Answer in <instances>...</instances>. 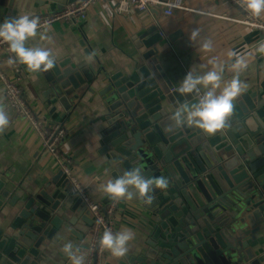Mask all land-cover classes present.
<instances>
[{
  "label": "crops",
  "instance_id": "crops-1",
  "mask_svg": "<svg viewBox=\"0 0 264 264\" xmlns=\"http://www.w3.org/2000/svg\"><path fill=\"white\" fill-rule=\"evenodd\" d=\"M78 1L0 0V23L10 17L51 14ZM185 3L193 11L176 10L169 17L157 7L148 11L132 7L129 14H122L117 9L116 0L111 1V14L104 2H98L89 8L84 22L73 24L61 20L51 24L46 31L38 32L36 37L29 38L26 47L51 50L59 65L88 63L95 70L96 78L79 86V91L73 87L64 91L62 95L69 98V108L68 104L66 106L60 101L62 91H58L60 97L51 95V70L33 73L27 70L26 65L17 63L18 74L8 71L20 84L33 113L49 124L63 123L66 126L68 133L62 143V153L70 159L74 174L90 188L95 200L110 203L113 199L103 188L109 180L119 177L105 149L111 78L116 74L124 76L138 66L151 64L167 78L166 84L173 88L170 92L179 93L180 81L190 70L194 75H204L213 69L209 61H214L217 71L220 67L224 69L222 89L223 83L236 75L230 68L234 58L230 60L228 52L250 53L246 56L248 67L239 73V79L246 84L241 94L251 96L258 93L257 99L264 107V55L255 53L254 49L257 41L264 40V33L238 22L246 19L248 13L225 0H185ZM256 18L264 24V13ZM194 28L200 29L201 37L212 40L213 51L204 52L199 45H190L189 35ZM149 34L154 43L150 50L141 40L142 36ZM157 34L160 39L155 41ZM41 35L47 39H42ZM200 87L202 95L207 89ZM221 89H217V94ZM181 96L190 100L195 94ZM0 107L9 116V124L0 134V182L4 183L0 191V205H3L0 206V230L4 234H12L11 226L17 212L31 198L46 191L53 198L51 202L59 205L57 210L44 205L45 212L63 220L64 224L47 244H40L39 260L45 264H71L63 251L64 244L71 242L74 248L86 245L92 224L88 225L83 220L77 221L75 226L71 224L75 215L72 208L78 205L79 199L69 195V183L60 164L43 149L42 139L31 123L10 109L1 81ZM3 192H8L7 197L2 196ZM36 207H39L38 202L34 204ZM80 208L83 209L82 206ZM118 210L121 211V222L117 232L131 230L134 237L128 242L125 257H113L108 251L104 264H128L130 258L138 255V249L147 248L155 226L152 210L136 197L120 199ZM254 236L249 239L250 247L257 258L264 259V221Z\"/></svg>",
  "mask_w": 264,
  "mask_h": 264
},
{
  "label": "water",
  "instance_id": "water-1",
  "mask_svg": "<svg viewBox=\"0 0 264 264\" xmlns=\"http://www.w3.org/2000/svg\"><path fill=\"white\" fill-rule=\"evenodd\" d=\"M159 39L157 34L154 40ZM141 40L148 50L154 44L150 34ZM51 72V95L57 97L70 87L79 91L97 76L88 63H56ZM165 81L151 64L111 78L105 148L110 164L119 176L140 167L147 177L169 180L166 190L150 193L153 202L146 208L155 215V226L147 248L138 249L128 264H261L264 259L249 243L264 221V107L258 93L240 94L228 126L213 135L194 126L175 127L170 117L176 108L198 99L171 93ZM60 101L70 107L67 96ZM52 200L40 192L17 212L12 234L0 230V264H45L38 247L64 224L45 212L44 205L57 210L59 203ZM82 204L79 199L72 208L73 226L79 220L93 224Z\"/></svg>",
  "mask_w": 264,
  "mask_h": 264
},
{
  "label": "clouds",
  "instance_id": "clouds-1",
  "mask_svg": "<svg viewBox=\"0 0 264 264\" xmlns=\"http://www.w3.org/2000/svg\"><path fill=\"white\" fill-rule=\"evenodd\" d=\"M236 3L245 12L253 17H260L264 13V0H236ZM47 23L41 25L39 16L29 17L23 15L19 17L6 18L0 23V42L7 43L10 56L7 64L12 66L15 63L26 65L29 72H48L56 66V60L51 50L41 47H26V41L34 38L38 34V29L47 30ZM42 39H47L41 35ZM189 43L192 46L199 45L204 52L213 51V42L208 37H201L200 29H192L189 35ZM255 53L264 55V40L257 41L254 45ZM229 59L234 58V63L230 65L231 70L236 75L229 81L222 82L223 67L217 71L214 61L213 69L204 75H194L190 70L180 81L177 91L181 95L195 94L198 103L189 105L187 102L180 104L170 119L175 127L187 125L196 127L206 134H215L228 126V121L233 114V101L241 94L242 89L246 88L239 79L240 71L248 67L246 56L250 53H240L234 50L228 52ZM207 89L201 95V87ZM217 89H221L217 94ZM9 124V116L0 107V134H2ZM171 130V128L169 129ZM169 187V180L164 176L147 177L142 168L136 167L124 172L118 178L109 180L103 191L113 200L138 198L146 205H151L153 196L150 194L156 189L166 190ZM134 234L131 230H122L113 233L110 229H105L100 238V247L110 252L113 257L123 258L128 252V242ZM63 251L67 254L71 264H85V257L80 253V248L75 247L71 242L65 243Z\"/></svg>",
  "mask_w": 264,
  "mask_h": 264
},
{
  "label": "built area",
  "instance_id": "built-area-1",
  "mask_svg": "<svg viewBox=\"0 0 264 264\" xmlns=\"http://www.w3.org/2000/svg\"><path fill=\"white\" fill-rule=\"evenodd\" d=\"M112 0H80L74 5L67 6L51 14L40 17L41 25L47 23L48 27L58 21L64 20L73 24L84 22L91 6L98 2H104L107 12L113 13L111 7ZM231 4L240 7L236 0H225ZM117 9L122 14H129L131 8H137L142 11H148L151 7L160 8L165 16H173L176 10L193 11L186 5L185 0H116ZM248 17L238 20L240 23L249 25L264 33V24L256 17L247 14ZM47 27V28H48ZM45 30L38 29V32ZM160 36L164 37L163 33ZM10 56L14 54L9 52L7 43L0 42V81L4 88L5 98L12 112L31 123L38 135L42 139V147L53 157L61 166L62 173L66 176L69 183V195L80 199L86 210L90 211L93 220L90 240L84 246L80 247V254L85 257V264H104L105 256L108 251L100 247V238L104 230L110 229L113 233L118 231L120 225V213L118 206L120 200H112L105 204L102 201L95 200L91 190L84 185L74 174L70 159L62 153V143L67 136V128L63 123L49 124L46 120L39 118L33 113L24 97L18 81L10 75L8 71L18 74V64L12 66L7 64Z\"/></svg>",
  "mask_w": 264,
  "mask_h": 264
}]
</instances>
